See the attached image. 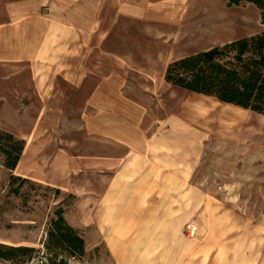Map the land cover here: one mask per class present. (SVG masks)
I'll return each instance as SVG.
<instances>
[{
	"label": "crops",
	"instance_id": "crops-1",
	"mask_svg": "<svg viewBox=\"0 0 264 264\" xmlns=\"http://www.w3.org/2000/svg\"><path fill=\"white\" fill-rule=\"evenodd\" d=\"M198 1L0 0V68L26 67L32 111L12 171L73 194L65 219L116 264H164L147 254L166 228L139 215L155 183H188L186 121L197 109L169 106L165 68L235 36L204 26Z\"/></svg>",
	"mask_w": 264,
	"mask_h": 264
},
{
	"label": "rangeland",
	"instance_id": "rangeland-1",
	"mask_svg": "<svg viewBox=\"0 0 264 264\" xmlns=\"http://www.w3.org/2000/svg\"><path fill=\"white\" fill-rule=\"evenodd\" d=\"M198 6L197 14L204 26L228 27L234 39L264 29L259 11L251 3L227 6L225 0H199ZM2 68L0 129L16 136L32 123V111H25L28 73L25 66L9 69L10 74ZM181 102L197 106L194 117L186 121L188 183L182 186L171 183L164 188L155 183V189H148V195L144 191L152 200L144 203L146 207L139 218H144L147 225L166 228L151 234L150 239L161 247L148 252V261L264 264V114L172 85L167 103L174 108ZM173 171L175 176L180 172L178 168ZM9 174L0 155V242L41 247L47 222L62 194L57 197L47 184L32 181L14 194ZM162 189L169 192V197L161 194ZM180 192L187 193L186 199L181 198ZM194 192H201L202 199L196 200ZM91 238L94 243L91 247L100 242L97 236ZM91 249L84 263L116 264L104 247L97 252ZM0 264L12 263L0 261Z\"/></svg>",
	"mask_w": 264,
	"mask_h": 264
},
{
	"label": "trees",
	"instance_id": "trees-1",
	"mask_svg": "<svg viewBox=\"0 0 264 264\" xmlns=\"http://www.w3.org/2000/svg\"><path fill=\"white\" fill-rule=\"evenodd\" d=\"M225 1L227 6L243 2L255 5L260 22L264 25V0ZM164 79L185 90L264 114V29L173 59L165 68ZM24 145V139L0 129L2 165L10 172L8 182L14 194H19L20 188L27 182L40 184L12 172ZM47 186L60 197L58 188ZM74 199L71 193L58 199L57 207L47 222L41 247L0 242V261L12 264H25L32 260L38 264H87L84 259L91 248L97 252L104 247L109 253L103 241L89 246L84 232L71 226L65 219L64 212Z\"/></svg>",
	"mask_w": 264,
	"mask_h": 264
}]
</instances>
